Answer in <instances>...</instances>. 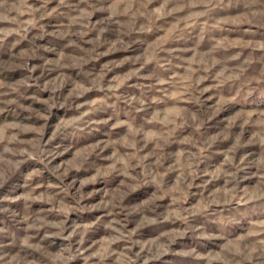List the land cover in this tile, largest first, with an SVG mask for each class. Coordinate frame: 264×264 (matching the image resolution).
I'll list each match as a JSON object with an SVG mask.
<instances>
[{
    "label": "rangeland",
    "instance_id": "374dc122",
    "mask_svg": "<svg viewBox=\"0 0 264 264\" xmlns=\"http://www.w3.org/2000/svg\"><path fill=\"white\" fill-rule=\"evenodd\" d=\"M0 264H264V0H0Z\"/></svg>",
    "mask_w": 264,
    "mask_h": 264
}]
</instances>
